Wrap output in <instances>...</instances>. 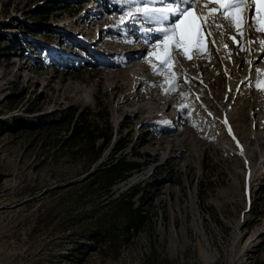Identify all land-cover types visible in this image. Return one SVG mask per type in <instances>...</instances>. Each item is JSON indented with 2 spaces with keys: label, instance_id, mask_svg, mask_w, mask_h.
<instances>
[{
  "label": "rangeland",
  "instance_id": "1",
  "mask_svg": "<svg viewBox=\"0 0 264 264\" xmlns=\"http://www.w3.org/2000/svg\"><path fill=\"white\" fill-rule=\"evenodd\" d=\"M127 11L124 0H0V264H264V56L250 57L264 32L205 29L204 50L193 38L191 59L169 49L178 63L163 65L152 38L164 25ZM69 106L107 119L141 164L109 194L64 186L86 173L52 153L65 125L37 118ZM135 186L143 226L117 221L97 240L108 199Z\"/></svg>",
  "mask_w": 264,
  "mask_h": 264
},
{
  "label": "trees",
  "instance_id": "2",
  "mask_svg": "<svg viewBox=\"0 0 264 264\" xmlns=\"http://www.w3.org/2000/svg\"><path fill=\"white\" fill-rule=\"evenodd\" d=\"M79 6L81 2L78 3ZM38 122L51 121L52 126L65 125L66 133L53 139L52 153L66 150L70 157H77L81 162V173H86L81 179L68 182L64 186L80 185L79 193L88 191H102L109 194L111 186L125 180L141 166L139 161L129 159L123 150L126 142L113 137V127L106 119L104 126L93 118L86 109L69 106L63 110L39 116ZM109 153L101 160L103 152ZM133 187L125 193L109 198L113 207L98 217V229L95 238L105 237L113 229L116 222L123 224L126 233L136 232L142 226L146 214L141 205L135 204L133 196L139 191ZM78 194V193H77Z\"/></svg>",
  "mask_w": 264,
  "mask_h": 264
},
{
  "label": "snow or ice",
  "instance_id": "3",
  "mask_svg": "<svg viewBox=\"0 0 264 264\" xmlns=\"http://www.w3.org/2000/svg\"><path fill=\"white\" fill-rule=\"evenodd\" d=\"M124 2L129 7L126 16L130 20L144 18L147 21L164 25L155 29L157 35L152 38L153 41L159 42L153 46L160 49L156 55L163 65L168 64L169 61L178 63L175 56L169 55V49L182 50L180 54L191 59L189 46L192 44L193 38L196 51L199 53L204 50L205 35H212L211 31L205 32V29L217 28L223 34L225 27H235L237 32L243 35L244 29L241 26L244 25L247 29L255 27L256 31L264 32L262 0H205L200 8H197V3L200 0H124ZM208 3H215L218 7H212L205 13L203 9L208 7ZM253 6L255 7L253 8ZM221 19L226 21V24L216 23ZM253 19L255 25L252 23ZM208 20H211L212 23L209 24ZM231 38L238 47L241 46L235 37ZM253 43L255 41H249L250 45ZM260 43L264 45V40H261ZM208 54L210 55V52ZM154 71L158 73L159 69L154 66ZM257 71L258 75H264V71ZM175 75L173 73L174 78ZM262 84L264 81L258 82L257 87L260 88ZM175 86L174 82L170 83L165 90L166 94ZM229 132L231 133L230 129Z\"/></svg>",
  "mask_w": 264,
  "mask_h": 264
},
{
  "label": "bare ground",
  "instance_id": "4",
  "mask_svg": "<svg viewBox=\"0 0 264 264\" xmlns=\"http://www.w3.org/2000/svg\"><path fill=\"white\" fill-rule=\"evenodd\" d=\"M264 56V45H258L257 47H255V48H253L252 50H251V55H250V57L251 58H253V59H256V61H259V59L261 58V57H263ZM214 59V58H213ZM199 61H201V62H203V61H207V59H199ZM204 63V62H203ZM206 63V62H205ZM185 70V69H184ZM205 70V69H204ZM203 71V70H202ZM212 73V72H211ZM199 75V74H198ZM212 76V75H211ZM202 77H203V75H202ZM207 77V76H206ZM207 83V82H206ZM209 84V83H208ZM204 95V94H203ZM214 105V104H213ZM228 139H230V143H231V149H233V150H235L236 151V153H238L239 155H241V157H242V155H243V148H241L237 143L238 142H236L235 140H234V138H232L230 135L228 136ZM230 149V150H231Z\"/></svg>",
  "mask_w": 264,
  "mask_h": 264
}]
</instances>
